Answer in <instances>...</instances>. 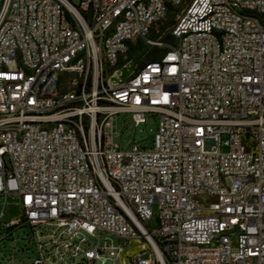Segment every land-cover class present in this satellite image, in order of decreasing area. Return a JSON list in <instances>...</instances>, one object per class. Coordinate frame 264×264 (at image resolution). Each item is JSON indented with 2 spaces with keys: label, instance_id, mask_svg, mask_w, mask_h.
<instances>
[{
  "label": "built area",
  "instance_id": "built-area-1",
  "mask_svg": "<svg viewBox=\"0 0 264 264\" xmlns=\"http://www.w3.org/2000/svg\"><path fill=\"white\" fill-rule=\"evenodd\" d=\"M72 1L0 0V264H264V0Z\"/></svg>",
  "mask_w": 264,
  "mask_h": 264
},
{
  "label": "rangeland",
  "instance_id": "rangeland-1",
  "mask_svg": "<svg viewBox=\"0 0 264 264\" xmlns=\"http://www.w3.org/2000/svg\"><path fill=\"white\" fill-rule=\"evenodd\" d=\"M75 3V0L72 1ZM185 4L179 6L178 8L172 9L167 15L166 19L159 25V33L169 28L175 21L176 17L181 14ZM158 34L154 31L149 34L147 40H156ZM163 39H167V34L164 35ZM160 55V49L155 46L149 45L146 40L139 41L134 40L133 43L128 44L126 57L131 60L128 64V70H133L134 67H139L140 65L157 58ZM128 70L123 68L120 70V76L125 79L128 74ZM155 130L154 121L149 118L144 125H140L134 128L132 124L124 115H116L114 117V134L113 142L123 150L130 147L132 140L137 143L138 146L149 147L151 144V135ZM3 199L0 198V211L2 209ZM20 209L19 206L13 202L7 201V205L4 209V215L0 219V223H4L8 220L19 217ZM149 229L155 227V220H150L148 223ZM27 234L30 233L29 228H20L14 231L13 237L16 238L14 243L8 241L4 244H0V252L5 259L13 256L18 261H25L33 255L34 245L32 242L27 243ZM16 248L15 253H10L12 246ZM135 244H131L126 252L131 250ZM6 248V249H5ZM18 251V252H17ZM123 257V256H122ZM121 263V258L120 261Z\"/></svg>",
  "mask_w": 264,
  "mask_h": 264
}]
</instances>
